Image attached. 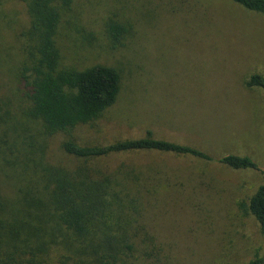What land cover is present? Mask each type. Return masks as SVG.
Wrapping results in <instances>:
<instances>
[{"label": "rangeland", "instance_id": "obj_1", "mask_svg": "<svg viewBox=\"0 0 264 264\" xmlns=\"http://www.w3.org/2000/svg\"><path fill=\"white\" fill-rule=\"evenodd\" d=\"M19 0H0V97L20 99L18 77L29 52V18ZM129 33L109 48L106 25ZM62 67L95 64L123 76L117 103L72 137L85 145L156 139L195 147L213 161L142 152L106 158L104 167L133 166L162 180L144 198V223L159 244L140 264H248L264 257V234L248 212L264 174L233 170L218 159L248 156L264 170V16L230 0H72L58 33ZM49 156L60 161V142Z\"/></svg>", "mask_w": 264, "mask_h": 264}, {"label": "trees", "instance_id": "obj_2", "mask_svg": "<svg viewBox=\"0 0 264 264\" xmlns=\"http://www.w3.org/2000/svg\"><path fill=\"white\" fill-rule=\"evenodd\" d=\"M29 18V52L18 77L20 99L0 97V264H140L143 248L157 256L159 244L144 223V198L159 192L151 171L133 166L104 167L102 160L155 152L204 161L213 157L195 147L156 139L85 145L72 137L92 125L118 101L123 76L118 68L95 64L62 67L58 33L72 0H19ZM264 16V0H230ZM109 48L121 47L129 28L106 25ZM248 88L264 90L253 74ZM60 161L49 156L57 135ZM218 161L233 170L264 174L248 156L227 154ZM248 212L264 234V185L250 198ZM142 261V262H141ZM248 264H264V257Z\"/></svg>", "mask_w": 264, "mask_h": 264}]
</instances>
